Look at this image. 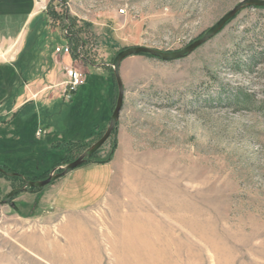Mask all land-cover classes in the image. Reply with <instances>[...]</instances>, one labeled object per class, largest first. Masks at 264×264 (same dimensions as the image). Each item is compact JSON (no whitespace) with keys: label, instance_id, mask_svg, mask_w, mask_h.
I'll list each match as a JSON object with an SVG mask.
<instances>
[{"label":"rangeland","instance_id":"rangeland-1","mask_svg":"<svg viewBox=\"0 0 264 264\" xmlns=\"http://www.w3.org/2000/svg\"><path fill=\"white\" fill-rule=\"evenodd\" d=\"M242 1L0 0V158L27 178L59 173V142L86 152L109 127L120 52H179ZM49 8L76 19L78 58L58 52L67 31ZM70 69L85 78L75 91ZM120 75L122 111L98 154L113 167L106 196L70 214L45 198L96 160L17 194L0 205V264H264V7L243 8L182 59L128 57ZM21 186L0 175V201Z\"/></svg>","mask_w":264,"mask_h":264},{"label":"water","instance_id":"water-1","mask_svg":"<svg viewBox=\"0 0 264 264\" xmlns=\"http://www.w3.org/2000/svg\"><path fill=\"white\" fill-rule=\"evenodd\" d=\"M245 7H264V1L263 0H245L242 1L239 5H237L233 10H231L229 13H227L216 25H214L207 33L204 35L203 38L200 40L195 41L194 43L187 46L185 49L179 51V52H173V53H165L154 49H149L145 47H132L128 48L126 50H123L120 52L115 60H114V75L118 83L119 87V97L117 101V106L114 110V113L112 115L110 125L107 128L106 132L102 136V138L95 143L90 149H88L85 153H83L76 161L68 164L65 168L62 169V172L57 174H52L49 176V178L41 181H26L25 186L19 189H15L7 195V197L0 201V205L9 203L17 194L22 192H27L30 189H43L50 184L54 183L55 181L65 177L67 174L71 173L75 169L82 167L86 162L87 159L92 157L97 151H99L109 140L111 137L113 131L115 130V127L118 123V120L120 118V114L123 107V100H124V86L120 75V66L124 59L131 57V56H137V55H150L153 58L170 62V61H176L179 59L184 58L185 56L193 53L195 50H197L199 47L207 43L209 40H211L213 37H215L222 29L226 26V24L232 20L234 17L238 15V13ZM0 171H2L0 169Z\"/></svg>","mask_w":264,"mask_h":264},{"label":"trees","instance_id":"trees-1","mask_svg":"<svg viewBox=\"0 0 264 264\" xmlns=\"http://www.w3.org/2000/svg\"><path fill=\"white\" fill-rule=\"evenodd\" d=\"M48 15L51 16L52 18L53 17L56 18L59 21L60 26L65 31H67L66 38H68V41H69V47L71 49V55L75 59L78 58V56H79L78 53L80 52V50H82L84 48L85 42L80 38V33L82 31H80V29L77 28L76 19L71 17L67 11H65V13L60 16L59 14H57L54 10H52L50 8L48 11ZM34 34L35 33H33V36H34ZM144 56L152 57L150 55H144ZM19 79L20 78L17 77L16 81L18 82ZM11 88H13V87H11ZM15 89L16 88L11 89V93H9L8 98H10V100H9L10 106L14 103V100L16 98L15 97L16 92H14ZM241 96L242 95L238 96V99H237L238 104H240L242 102H246L244 100H241ZM20 114H21V112H17L14 115V118H17L18 116H20ZM114 131H113V133H114ZM87 145L88 144L82 140H77V141H65L64 140L62 142H59V144L56 145L55 148H57V150H61L63 152L62 162L67 163V165H68V164L76 161L83 154V152H82L83 150L85 152V149H87ZM100 150L97 151L92 157L88 158L87 162L85 164L91 163L92 160L93 161L96 160L95 164H98V165L107 164L111 160V157H106V158H102V159L98 158V154H99ZM5 158L6 157L0 158V169L2 170V171H0V175L8 177L9 180H11V181L20 182L22 184V186L20 188L25 186L26 181H40L41 179L45 180V179L49 178V176H50L49 175L48 177H46L47 173H45L44 175L40 176V178H38L37 180H36V178L35 179L27 178L23 174L16 171V169H15L16 164H14L16 162V160L12 159V157H9L6 159ZM11 163H13V164H11ZM60 172H62V171H59V173ZM39 191H41V190L40 189H38V190L31 189L30 190V192H39Z\"/></svg>","mask_w":264,"mask_h":264},{"label":"crops","instance_id":"crops-1","mask_svg":"<svg viewBox=\"0 0 264 264\" xmlns=\"http://www.w3.org/2000/svg\"><path fill=\"white\" fill-rule=\"evenodd\" d=\"M9 43V41H5L3 47L8 46ZM99 166H102V168ZM93 168L95 171H91L84 175L85 184L80 182L82 187L78 185L77 187L73 184L74 181H77L75 177H84L76 175L68 177V179L60 184L58 183L59 181H57L56 184L52 185L50 189L44 193L46 200L49 201L54 210L67 214L78 213L98 205L104 199L113 178V167L109 164L94 165ZM98 171H103L104 174L95 176ZM78 260L80 261V259Z\"/></svg>","mask_w":264,"mask_h":264},{"label":"built area","instance_id":"built-area-1","mask_svg":"<svg viewBox=\"0 0 264 264\" xmlns=\"http://www.w3.org/2000/svg\"><path fill=\"white\" fill-rule=\"evenodd\" d=\"M58 52H64L65 54H70L71 49L69 46H66L63 49H58ZM67 75L69 78L68 85L70 86L71 90L75 91L85 83V78L82 74L78 73L74 70H68Z\"/></svg>","mask_w":264,"mask_h":264}]
</instances>
